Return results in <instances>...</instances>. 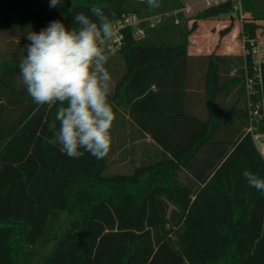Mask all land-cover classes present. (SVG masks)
I'll return each instance as SVG.
<instances>
[{"label": "trees", "instance_id": "obj_1", "mask_svg": "<svg viewBox=\"0 0 264 264\" xmlns=\"http://www.w3.org/2000/svg\"><path fill=\"white\" fill-rule=\"evenodd\" d=\"M93 6L112 22L162 16L141 38L125 31L116 52L124 62L110 97L116 116L126 111L161 151L131 173L106 175L105 158H69L50 144L58 106L33 114L19 82L28 33L53 20L70 30L76 13L95 19ZM185 8L186 0H160L154 10L147 0H63L55 8L50 0H0V264H264V192L242 176L264 178V157L246 131L249 40L264 33V0H224L194 15ZM233 14L243 15L244 52L194 60L189 38L199 22ZM233 27L234 19L219 40ZM232 63L241 74L230 75ZM260 67L250 98L264 101V61ZM234 90L237 104L224 111L220 101ZM194 97L206 117L193 110Z\"/></svg>", "mask_w": 264, "mask_h": 264}, {"label": "clouds", "instance_id": "obj_2", "mask_svg": "<svg viewBox=\"0 0 264 264\" xmlns=\"http://www.w3.org/2000/svg\"><path fill=\"white\" fill-rule=\"evenodd\" d=\"M63 0H50L55 8ZM150 10L160 7V0H147ZM74 15L68 29L53 20L39 32L27 35L26 53L20 58V83L37 106H58L55 119L48 125L49 143L59 145L69 158L79 159L88 153L105 158L112 146V128L117 119L110 102L112 76L106 67L117 49V31L101 7ZM242 176L249 187L264 192V178L245 170Z\"/></svg>", "mask_w": 264, "mask_h": 264}, {"label": "rangeland", "instance_id": "obj_3", "mask_svg": "<svg viewBox=\"0 0 264 264\" xmlns=\"http://www.w3.org/2000/svg\"><path fill=\"white\" fill-rule=\"evenodd\" d=\"M188 3L192 2L189 1ZM197 12L198 10L191 9L190 12L185 11L187 15H194ZM196 31H199V28ZM191 36L189 38V46L191 44ZM263 36L264 33L259 31L257 34V38L260 41L264 42ZM207 39L209 41H213V38L211 36H208ZM236 41L242 47V52L240 53L242 54L244 52L245 39H239L236 36ZM220 46V44H218L217 46L214 44H210V46L204 49V52L210 53L212 51H221L222 49L220 48ZM106 67L108 68L112 76V87L114 89L116 82L124 72L123 59L120 55L115 54L110 58ZM195 70L198 71V67H196ZM229 71L233 75L236 72L238 74H241L242 65L236 66L235 63H232ZM198 74H200V72H198ZM199 88H201V85L199 86ZM235 92V90L232 92L231 97H225L221 99L220 102L224 111L228 110L233 103L236 97ZM197 101L198 103H196V111L200 113V116L203 117L204 113H202L203 110L202 107H200L202 105L201 101H199L198 99ZM112 138L113 140L111 150L105 157L106 175H113L116 173H131L133 169L140 164L150 163L158 160L161 157V151L158 146L154 144L149 136L144 135L130 122L127 112L124 110H120L117 113V119L114 122V126L112 128ZM260 150L264 151V148H260Z\"/></svg>", "mask_w": 264, "mask_h": 264}, {"label": "built area", "instance_id": "obj_4", "mask_svg": "<svg viewBox=\"0 0 264 264\" xmlns=\"http://www.w3.org/2000/svg\"><path fill=\"white\" fill-rule=\"evenodd\" d=\"M224 0H204L207 6L217 5ZM239 4L236 5L238 9ZM186 12H190L189 8H185ZM241 17L243 15L241 14ZM162 16H152V17H139L137 14L129 13L124 15L122 18L113 21L114 28L117 31L116 40L114 43V47L119 51L124 42L125 31L132 30V34L134 38L138 39L144 35V27H154L161 21ZM250 50L248 53L252 56L255 64V75L253 77H246V91L249 95L247 107H248V115H249V125L246 128V131L252 135L253 141L256 147L260 150V148H264V132L258 131V124H264V101L260 100H252L250 96L254 93L253 85L256 82H262L261 75V63L264 61V42L260 41L257 37L249 40ZM261 154L264 157V151H261Z\"/></svg>", "mask_w": 264, "mask_h": 264}, {"label": "crops", "instance_id": "obj_5", "mask_svg": "<svg viewBox=\"0 0 264 264\" xmlns=\"http://www.w3.org/2000/svg\"><path fill=\"white\" fill-rule=\"evenodd\" d=\"M192 3H188V2ZM186 7L190 8L191 10H198L201 11L204 8L208 7L204 0H186ZM247 17H249V14H246ZM241 17V15H240ZM239 16L236 14L229 15V16H223L217 19H210L205 21L199 22V31H196L191 36V44L189 46V54L194 56V60H197L200 55H207L209 53L204 52V49L210 44L218 45L220 44L221 51H218L219 54L222 55H238L242 52L241 45L236 41V36L241 32L242 30V22ZM242 18V17H241ZM234 19V27L233 30L224 38L219 40V31L227 27L231 21ZM208 36H211L213 38V41H209L207 38ZM264 38V36H263ZM230 75H233L230 73ZM232 94V93H231ZM229 95L228 97H231L232 95ZM237 96L235 97L233 103L229 107V109L236 105L237 103ZM200 101V100H199ZM196 103H198L197 99L193 98L192 108L193 110H196ZM202 110L204 113V117H206V112L204 109V104L201 101ZM258 149V148H257ZM259 150V149H258ZM260 152V150H259ZM261 154V152H260ZM262 155V154H261ZM263 156V155H262Z\"/></svg>", "mask_w": 264, "mask_h": 264}]
</instances>
